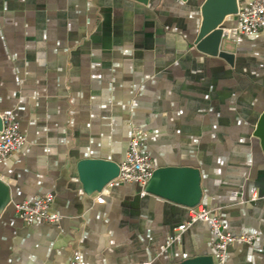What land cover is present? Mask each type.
<instances>
[{"label":"crops","instance_id":"crops-1","mask_svg":"<svg viewBox=\"0 0 264 264\" xmlns=\"http://www.w3.org/2000/svg\"><path fill=\"white\" fill-rule=\"evenodd\" d=\"M244 1V0H243ZM204 0H0V114L26 137L0 162V264H173L214 255L207 221L136 182L87 193L78 164L121 163L134 130L155 169L200 172L199 205L252 244L224 264H264V31L226 39L233 62L195 41ZM242 0H238V4ZM227 24L237 25V15ZM52 195L58 222L20 218L15 204ZM103 198V201L99 200ZM216 261V258L214 256Z\"/></svg>","mask_w":264,"mask_h":264},{"label":"built area","instance_id":"built-area-1","mask_svg":"<svg viewBox=\"0 0 264 264\" xmlns=\"http://www.w3.org/2000/svg\"><path fill=\"white\" fill-rule=\"evenodd\" d=\"M237 25L228 28L224 32L227 39L237 40L241 36H255L264 31V0H242L237 12ZM3 127L0 130V162L12 153L19 150L25 143L26 137L21 131L19 122L10 114L1 115ZM147 133L142 130H134L129 140L125 159L120 163V172L117 177L107 183L106 186H114L124 182H136L145 186L149 182L155 170V165L150 154L145 150ZM100 201L103 198L99 197ZM53 202L52 195L37 196L32 200H26L15 204V209L20 218L28 223L44 221L58 222L60 216L51 213ZM203 220L210 224L214 235L213 248L216 262L223 264L227 258L228 246L235 242L252 244L256 236L251 233L235 234L227 229L225 222L209 207L198 205L190 208V219L175 228V234L171 241L180 239L181 233L192 223ZM70 264H83L81 254L75 252ZM139 264H154L153 261H143Z\"/></svg>","mask_w":264,"mask_h":264},{"label":"water","instance_id":"water-1","mask_svg":"<svg viewBox=\"0 0 264 264\" xmlns=\"http://www.w3.org/2000/svg\"><path fill=\"white\" fill-rule=\"evenodd\" d=\"M148 2V0H139ZM238 0H204L201 6L202 21L198 28L196 45L210 55L218 56L232 63L234 53L226 44L224 32L231 28L227 24L229 16L236 15ZM3 120L0 114V130ZM255 135L262 139L264 148V112L257 124ZM119 163L101 159L87 158L78 164L81 181L87 193L102 191L107 183L118 176ZM145 192L160 195L190 208L199 205L202 197L200 172L193 167H159L144 188ZM8 186L0 180V210L9 202ZM214 255H196L173 264H219ZM224 264V263H223Z\"/></svg>","mask_w":264,"mask_h":264}]
</instances>
